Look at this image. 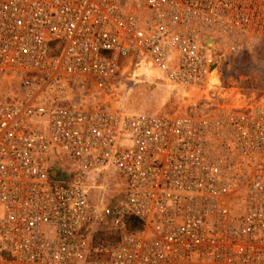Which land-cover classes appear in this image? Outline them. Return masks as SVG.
<instances>
[{"label": "built area", "instance_id": "obj_1", "mask_svg": "<svg viewBox=\"0 0 264 264\" xmlns=\"http://www.w3.org/2000/svg\"><path fill=\"white\" fill-rule=\"evenodd\" d=\"M257 41L264 0H0V264H264V97L180 92Z\"/></svg>", "mask_w": 264, "mask_h": 264}, {"label": "rangeland", "instance_id": "obj_2", "mask_svg": "<svg viewBox=\"0 0 264 264\" xmlns=\"http://www.w3.org/2000/svg\"><path fill=\"white\" fill-rule=\"evenodd\" d=\"M221 61L219 73H222L223 90L234 88L243 93L247 100L264 97V41H257L237 52L224 55ZM123 74L128 77L125 72ZM122 80L125 84H130L127 79ZM138 80L139 82L131 85V94L123 102L125 108L170 112L179 107L169 89L154 81L153 76L145 79L139 77Z\"/></svg>", "mask_w": 264, "mask_h": 264}, {"label": "bare ground", "instance_id": "obj_3", "mask_svg": "<svg viewBox=\"0 0 264 264\" xmlns=\"http://www.w3.org/2000/svg\"><path fill=\"white\" fill-rule=\"evenodd\" d=\"M125 62H126V65L124 66L122 70V74L125 72L128 75V77L127 76L126 77L128 78V80H132V83L130 84L121 83L117 89L118 102L122 107H125L123 102L131 94V91H132L131 85H134L137 82H139L138 79L141 73L145 75L144 79L151 77V76L153 77L155 76L154 70L148 67H145L142 63H140L136 67L133 66L129 68L128 67L129 66L128 63L130 62L129 59H125ZM221 78L222 76L218 74L216 67H215L212 69L210 73L207 85L204 86L202 89H194V91L180 90L181 94H183L184 96L183 98L184 103L189 102L190 101L189 97L191 96L192 97L202 96V97L207 98L209 97L208 91L210 92V94H213V95L218 94V96L223 99L224 105H226L227 107L229 106L237 107L241 103H244L247 101L246 96L242 94L241 92H239L238 90H235L234 88L221 90V87H220L221 82H222ZM165 88H168V86H166Z\"/></svg>", "mask_w": 264, "mask_h": 264}, {"label": "trees", "instance_id": "obj_4", "mask_svg": "<svg viewBox=\"0 0 264 264\" xmlns=\"http://www.w3.org/2000/svg\"><path fill=\"white\" fill-rule=\"evenodd\" d=\"M132 221L135 223V221L132 219ZM101 238H107V235L103 234V233H100V232H97L94 236V240L95 241H98L100 240Z\"/></svg>", "mask_w": 264, "mask_h": 264}]
</instances>
